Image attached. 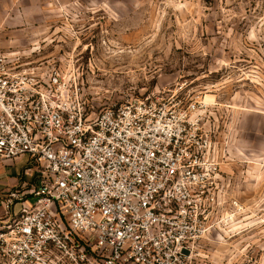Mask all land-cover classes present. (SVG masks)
Wrapping results in <instances>:
<instances>
[{
	"label": "built area",
	"instance_id": "obj_1",
	"mask_svg": "<svg viewBox=\"0 0 264 264\" xmlns=\"http://www.w3.org/2000/svg\"><path fill=\"white\" fill-rule=\"evenodd\" d=\"M64 70L0 50V159L27 156L33 179L3 199L0 264H206L201 245L242 206L204 99L129 97L96 112Z\"/></svg>",
	"mask_w": 264,
	"mask_h": 264
},
{
	"label": "rangeland",
	"instance_id": "obj_2",
	"mask_svg": "<svg viewBox=\"0 0 264 264\" xmlns=\"http://www.w3.org/2000/svg\"><path fill=\"white\" fill-rule=\"evenodd\" d=\"M49 4V36L9 53L62 66L96 112L129 97L201 96L227 193L242 206L206 264H264V0Z\"/></svg>",
	"mask_w": 264,
	"mask_h": 264
},
{
	"label": "crops",
	"instance_id": "obj_3",
	"mask_svg": "<svg viewBox=\"0 0 264 264\" xmlns=\"http://www.w3.org/2000/svg\"><path fill=\"white\" fill-rule=\"evenodd\" d=\"M0 2L3 3L0 10V49L2 52L11 54L9 53L10 47L28 48L29 45L37 43L38 39H41L42 43L49 36L50 0H0ZM18 48L14 49L12 54L17 53L15 50ZM28 164L27 156L12 161L0 159V218L3 215V199L6 195L11 191H21L25 186L32 185L33 179L23 174ZM225 178H228L226 174ZM220 239L222 240L219 236ZM219 240L201 245L200 260L207 262L210 257L213 258L211 251L216 244H221ZM203 250H206V255H201Z\"/></svg>",
	"mask_w": 264,
	"mask_h": 264
}]
</instances>
